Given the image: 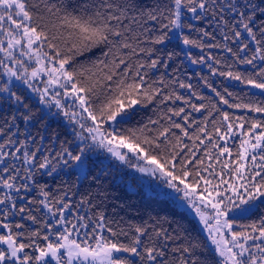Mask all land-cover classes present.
<instances>
[{
	"label": "snow or ice",
	"instance_id": "snow-or-ice-1",
	"mask_svg": "<svg viewBox=\"0 0 264 264\" xmlns=\"http://www.w3.org/2000/svg\"><path fill=\"white\" fill-rule=\"evenodd\" d=\"M136 9L132 0H102L79 8L50 0H0V99L13 106L12 114L0 124V134L5 128L8 132L12 127L18 129V119L27 127L36 118L29 97L20 94L19 85L23 84L40 105L49 110L54 107L73 125L78 141L75 149L62 143L55 155L39 159V148L23 150L26 141L9 135L0 142V264H137L135 258L139 264H169L168 245L158 241L172 237L162 228H154L149 235L147 227L137 226L130 236L122 229L114 230L99 213L91 232L78 239L88 222L82 216H76V222L67 219L65 212L70 204L52 197L45 185L37 183V174L46 170L51 176L61 163L86 177L93 163L89 153L94 150L110 154L120 164L155 181L157 187L171 189L170 195L178 194L174 198L186 202L204 225L215 253L213 264H264V217L259 223H238L259 206L257 201L264 203V119L246 120L222 112L219 126L212 121L211 132L207 130V117L190 131L196 121H190V114L180 107L169 108L157 120H150L151 128L124 127L135 115L137 105L157 97H161V104L173 100V93L163 92L167 87L163 77L151 83L146 80L148 69L160 64L167 68L168 63L160 56L152 59L157 49L142 44L164 45L176 40L178 46L203 48L191 33L199 32L204 37L210 33L192 20L211 16L209 22L216 23L225 41L237 44L238 52L251 51V56L241 57L231 47L226 48L239 63L257 69L254 73L245 76L229 71L220 75L264 94V20L259 26L255 23L257 13L264 14V0L260 4L252 0H170L163 8L147 13H137ZM149 21L157 26L147 27ZM146 33L148 38L142 40ZM245 33L255 44L254 50ZM213 46L223 47L209 45ZM93 49L99 50L101 57L81 63L79 58ZM141 55L148 62L142 61ZM186 55L193 64L203 62V57L197 60L190 53ZM177 56L179 52H169L166 60ZM157 83L160 86H155ZM179 87L191 85L180 82ZM216 95L230 108L264 115V101L229 104L219 92ZM174 98L183 99L179 95ZM191 107L199 112L205 105ZM234 128L240 130L235 158L229 145L230 139L237 138ZM32 187L38 188L43 197L39 204L54 220V224H43V235L40 230L26 235L18 231L23 224L8 222L10 217L27 213L25 219L39 223L29 207L17 203L23 199L20 193ZM120 236L128 242H122ZM198 248V244H189L172 251L180 253L178 264H208L196 255Z\"/></svg>",
	"mask_w": 264,
	"mask_h": 264
},
{
	"label": "trees",
	"instance_id": "trees-1",
	"mask_svg": "<svg viewBox=\"0 0 264 264\" xmlns=\"http://www.w3.org/2000/svg\"><path fill=\"white\" fill-rule=\"evenodd\" d=\"M32 2H35V0H32ZM43 2H48V0H41V3ZM50 2L56 4L63 3L79 8L85 4H99L102 0H50ZM113 2L123 3L124 0H113ZM132 2L137 6V13H147L157 7L163 8L165 5L170 4V0H132ZM252 2L260 4L262 0H252ZM257 16L258 19L255 23L259 26L261 20H264V14L257 13ZM209 21H211V16L203 21H191L198 28H203L210 33L207 37H204L199 32L194 31L191 33V38L200 41L204 45L203 48L178 46L176 40L166 42L164 45L142 44L143 47H155L157 49L156 54L151 57L152 59L160 56L161 59L168 63L167 68L163 64H160L155 69H148L146 80L151 83L163 77L167 85V87L163 88V92L164 94L173 93V100L161 104V97H157L152 102L137 105L135 115L124 127L140 128L148 125L151 128L153 126L149 124L150 120H157L164 113H167L169 108L179 109L180 107H184L185 113L190 114V121H196V124L193 125V129L190 131L194 130L201 122H204L205 117H207V130L211 132L213 129L212 121L216 120L217 126H219L222 120V112H228L231 117L243 116L246 120L264 119V115L250 112L246 108H230L221 101L220 96L216 95V92H219L224 99L228 100L229 104H248L250 102L258 103L264 101V94H261L259 89H255L230 77L220 75L221 72L226 73L231 71L247 76L250 73H254L257 69L253 68L252 65L239 63L236 57L228 52L226 48L231 47L233 52H237L241 57L245 55L251 56V51L247 53L238 52V45L232 43L230 40L225 41L220 28L216 26L215 22L210 23ZM156 26L152 21H149L147 25L149 28ZM185 32L187 33L188 30L185 29ZM147 38V33L141 37L142 40ZM244 38L249 43L250 48L254 50L255 44L251 42L246 33L244 34ZM209 45H222L223 47H209ZM169 52H179V56L174 57L171 61H167L166 58ZM186 53H190L192 59L199 60L203 57V62L193 64ZM98 57H101V52L93 49L92 52L85 53L79 59L81 63L87 64ZM140 59L148 62L146 56L141 55ZM133 62H135V58ZM255 63L257 66L260 65L259 61ZM212 69L216 70L215 73ZM180 82H183L185 85H191V88L179 87ZM155 86L160 85L157 83ZM213 88L216 89V92L212 90ZM19 91L21 95L29 97L28 103L36 114V118L30 121L27 127L22 119H18L16 121V124L19 125L18 129L12 127L11 132H8L7 128H5L4 133L0 134V142L7 139L9 135H12L13 139L17 141H26V147L23 150L31 152L39 148V152L37 153L38 159L43 155H55L60 150L62 143L75 149L78 143L71 127L61 117L58 118L45 112L43 107L24 88L19 87ZM229 93L232 95H229ZM175 95H179L183 99L175 100ZM185 100L188 101L187 104L184 103ZM193 104L197 107L204 104L205 107L196 112L191 107ZM213 105H215V109ZM12 112L13 106L11 103L0 99V124H3V118L10 116ZM168 114L170 115V113ZM173 119L183 123L179 117H173ZM247 127L248 125L245 123V128ZM221 130L223 131L224 129L222 128ZM234 131L237 133V138L229 140V145L233 148V158H235L240 138V130L234 128ZM30 137L35 139V143L32 142ZM185 142L191 143L187 140ZM97 152V150H94L89 153L93 163L86 177L79 175L74 169L64 166L62 163L57 165V171L51 176L47 175L46 170H43L36 177L37 183L45 185L46 190L52 197L63 198L64 202L70 204V213L67 219L76 222L75 217L82 216L88 222V227L80 230V237L78 239L83 238L85 232H91L94 226L93 222L98 214L103 213L110 227L116 231L122 229L128 232L130 236L137 226L147 227L149 235L152 234L154 228L165 230L172 239L164 240L161 237L158 243H166L168 245L167 259L169 264H178L181 258L180 253L173 252L172 249L188 246L189 244H198L199 248L196 255L202 261L207 260L208 264H213L215 258L213 246L194 216L190 215L186 210L181 209L171 197L160 193L147 192L141 185L136 183L137 180L132 183L134 188H130L129 175L125 172L124 168L113 157L110 159L104 156L103 152L95 154ZM224 158L228 159V157ZM20 196L23 197V200L17 201L18 206L25 205L29 207L32 210V214L37 217L39 223H33L31 220L25 219L24 217L27 213L10 217L8 222L13 225L16 223L23 224L24 228L18 231H24L26 235L37 230L41 231V235L45 234L43 224L45 222L54 224V222L49 220L46 210L39 204V201L43 197L39 195L38 188L32 187V190L29 192L22 191ZM29 201L35 202L30 204ZM257 204L259 206L254 208L250 215L240 219L238 221L239 224L259 223L260 219L264 217V203L257 201ZM89 217L92 219L88 220ZM236 230L239 231L241 229L237 228ZM105 234L107 235V233ZM119 239L122 242H128L124 236H120ZM144 239L146 240L147 237ZM135 259H137V264H139L138 258Z\"/></svg>",
	"mask_w": 264,
	"mask_h": 264
},
{
	"label": "rangeland",
	"instance_id": "rangeland-1",
	"mask_svg": "<svg viewBox=\"0 0 264 264\" xmlns=\"http://www.w3.org/2000/svg\"><path fill=\"white\" fill-rule=\"evenodd\" d=\"M189 15V17L191 16V14H188ZM18 83V82H17ZM19 87H21V88H24L26 91H27V93L29 94V95H31L37 102H38V99H37V97L35 96V94H33V93H31L30 92V90H27L26 89V87L23 85V84H20L19 85ZM42 106V105H41ZM43 107V109H44V111L45 112H47V113H49L50 115H52V116H55V117H61L70 127H71V130L73 129V125L72 124H70L66 119H65V117H63V115H61V114H58L57 113V109H55L54 107L51 109V110H49L48 108H46L45 106H42ZM77 143H78V141H77ZM98 152L97 153H95V154H99V153H104V156H106V157H108V158H110V159H112V157L110 156V154H108V153H106V152H104V151H102V150H97ZM114 159V158H113ZM115 160V159H114ZM116 161V160H115ZM116 162H118V161H116ZM119 163V162H118ZM120 164V163H119ZM123 168H124V170H125V172H127L128 173V175H129V184H130V188H134V186L132 185V183L133 182H135L136 180H137V184H139V185H141L147 192H155V193H160V194H163V195H166L167 197H171L172 198V200L174 201V202H176L177 204H178V206L181 208V209H184V210H186L190 215H192V216H194L195 217V219L197 220V222L200 224V226H201V228H202V230H203V232L207 235V237H208V234H207V231L205 230V227H204V225L200 222V218H199V216H197L196 215V213L194 212V210H192L188 205H187V203L186 202H184V201H179V200H177V199H175L174 198V195H178V194H174V195H170L171 193H172V190L171 189H168V188H166V187H164L163 185H160L159 187H157V183L155 182V181H151L150 180V178L149 177H146V176H142V174L141 173H138V172H135L133 169H129V168H127L126 166H124V165H122V164H120ZM14 195H15V193H14ZM23 200V199H22ZM45 209V208H44ZM46 210V212H47V209H45ZM69 213H70V209L69 210H67L66 212H65V216H66V218L68 217V215H69ZM47 214H48V212H47ZM48 217H49V220L50 221H53L54 222V220H53V218L50 216V214H48ZM4 231H7V230H4ZM0 234H2V233H0Z\"/></svg>",
	"mask_w": 264,
	"mask_h": 264
}]
</instances>
